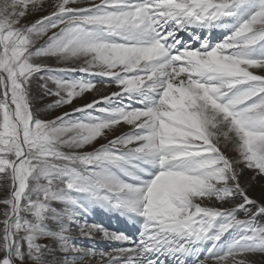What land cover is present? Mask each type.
Listing matches in <instances>:
<instances>
[{
  "label": "snow or ice",
  "instance_id": "6c2138e0",
  "mask_svg": "<svg viewBox=\"0 0 264 264\" xmlns=\"http://www.w3.org/2000/svg\"><path fill=\"white\" fill-rule=\"evenodd\" d=\"M245 170L264 180V0H0V264H264Z\"/></svg>",
  "mask_w": 264,
  "mask_h": 264
},
{
  "label": "rangeland",
  "instance_id": "374dc122",
  "mask_svg": "<svg viewBox=\"0 0 264 264\" xmlns=\"http://www.w3.org/2000/svg\"><path fill=\"white\" fill-rule=\"evenodd\" d=\"M35 18L36 17H31L30 19H35ZM213 33H215L217 36L216 40L223 38V36H222L223 30H213ZM205 35H208V33L206 32ZM51 63L53 65L55 64L54 61H51ZM112 90H114V86L112 88L107 89V91L103 92V94L110 92ZM100 94L101 93H97L94 90L92 93L86 94L83 99H77L74 102V104L72 105V107L79 106V105H81L87 101H91L94 98H99ZM48 102H50L48 99H45L42 102L41 101L37 102L38 106L41 108V111H44V105ZM70 110H71L70 107H65V108L57 110L56 112H53L52 115L53 116L58 115V114H60V112L70 111ZM47 118H51V117H47ZM98 143H104V141L100 140ZM228 155L234 156L235 152L229 151ZM251 175H252V173L250 171L245 170L244 175L241 177V183H242V185L247 186L248 195L251 198H253L257 201H264V180L258 179L256 181H251ZM249 181H251L250 186H249ZM56 206L58 207V209H61L63 207V205H60V204H57ZM241 218H243L242 215H241ZM81 219L87 220L89 223L100 224L103 227H105L106 229H109V231L124 232V233L128 234L129 236L132 232L138 234V232H137L138 226L137 225H134L131 222L133 229L132 228H130V229L126 228L125 227V221H124L125 219L122 216H120L117 213L108 212V211H106L102 208H99V207H94V208L88 209L86 214L83 217H81ZM257 223L264 224V222L263 223L257 222ZM73 227H74V225H73ZM72 239H73V242L77 246H80V247L110 250L112 247L116 246L114 242H108V241L103 240L101 238L100 233H96L92 239H89V238H82L79 236L78 232H74ZM107 244H109V245H107ZM63 257H64V254L57 251L56 254L49 257V259L52 262V264H56L57 260L60 261V264H63ZM159 259H160V261L163 260L166 264H175V262L173 260H171L170 258H167V257L161 256V257H159ZM183 259L185 261V264H193L192 257H184ZM259 259H260V257L257 256L256 260L258 261Z\"/></svg>",
  "mask_w": 264,
  "mask_h": 264
},
{
  "label": "bare ground",
  "instance_id": "6f19581e",
  "mask_svg": "<svg viewBox=\"0 0 264 264\" xmlns=\"http://www.w3.org/2000/svg\"><path fill=\"white\" fill-rule=\"evenodd\" d=\"M213 33H211V38L213 39V41H214V39H215V35H212ZM185 35V37H187V33H185L184 34ZM102 91H103V89H102ZM105 94H107V93H105ZM119 219V218H118ZM119 221V220H118ZM116 229V228H115ZM133 229V228H132ZM109 230V229H108ZM132 232V231H131ZM109 242V241H108ZM107 245H109V244H107ZM97 247V246H96ZM162 264H164V263H162Z\"/></svg>",
  "mask_w": 264,
  "mask_h": 264
}]
</instances>
